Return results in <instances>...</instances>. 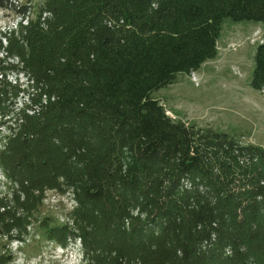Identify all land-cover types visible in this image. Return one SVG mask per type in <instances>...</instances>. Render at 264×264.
I'll return each mask as SVG.
<instances>
[{
    "label": "trees",
    "instance_id": "1",
    "mask_svg": "<svg viewBox=\"0 0 264 264\" xmlns=\"http://www.w3.org/2000/svg\"><path fill=\"white\" fill-rule=\"evenodd\" d=\"M2 10L20 20L0 41V172L13 189L1 239L31 229L55 190L73 206L61 224L40 220L45 238L80 241L89 264H264V146L173 119L154 97L219 57L225 20L264 27V0ZM254 60L250 86L264 92V41Z\"/></svg>",
    "mask_w": 264,
    "mask_h": 264
},
{
    "label": "rangeland",
    "instance_id": "2",
    "mask_svg": "<svg viewBox=\"0 0 264 264\" xmlns=\"http://www.w3.org/2000/svg\"><path fill=\"white\" fill-rule=\"evenodd\" d=\"M17 8L29 6L36 11L43 0H16ZM20 20L16 11H0V41ZM24 22V21H23ZM264 41L262 24H234L227 19L218 42L219 57L206 62L188 76L178 74L176 83L155 92L154 97L165 107L167 115L200 127L244 136V143L264 146V92L251 88L255 53ZM5 50V48H4ZM0 48V62L5 58ZM24 82L25 77L21 78ZM13 80V77L11 78ZM0 127V148L5 131ZM13 189L0 172V197H11ZM73 206L69 193L55 190L45 193L43 206L34 214L32 228L14 233L9 240L0 236V264H89L79 244L62 246L45 238L40 220L50 217L64 222ZM23 240H27L23 243ZM11 258L10 261L7 259Z\"/></svg>",
    "mask_w": 264,
    "mask_h": 264
},
{
    "label": "clouds",
    "instance_id": "3",
    "mask_svg": "<svg viewBox=\"0 0 264 264\" xmlns=\"http://www.w3.org/2000/svg\"><path fill=\"white\" fill-rule=\"evenodd\" d=\"M77 243L79 244V248H80V250H81L82 252H84V251L82 250V247H81L80 241H78V242H76V243H73L72 245H76ZM84 259H85V257H84Z\"/></svg>",
    "mask_w": 264,
    "mask_h": 264
},
{
    "label": "built area",
    "instance_id": "4",
    "mask_svg": "<svg viewBox=\"0 0 264 264\" xmlns=\"http://www.w3.org/2000/svg\"><path fill=\"white\" fill-rule=\"evenodd\" d=\"M15 2L17 3V1H16V0H14V3H15Z\"/></svg>",
    "mask_w": 264,
    "mask_h": 264
}]
</instances>
